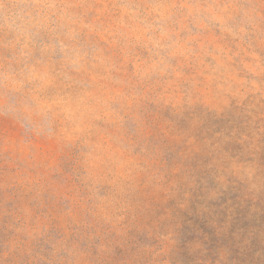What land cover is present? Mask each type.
Returning <instances> with one entry per match:
<instances>
[{
  "label": "rangeland",
  "instance_id": "1",
  "mask_svg": "<svg viewBox=\"0 0 264 264\" xmlns=\"http://www.w3.org/2000/svg\"><path fill=\"white\" fill-rule=\"evenodd\" d=\"M229 187L264 204V0H0V264H211Z\"/></svg>",
  "mask_w": 264,
  "mask_h": 264
},
{
  "label": "trees",
  "instance_id": "2",
  "mask_svg": "<svg viewBox=\"0 0 264 264\" xmlns=\"http://www.w3.org/2000/svg\"><path fill=\"white\" fill-rule=\"evenodd\" d=\"M209 213L217 227L214 245L206 247L218 258L211 264H264V204L238 188L224 190ZM214 237V238H213ZM217 252V253H216Z\"/></svg>",
  "mask_w": 264,
  "mask_h": 264
}]
</instances>
